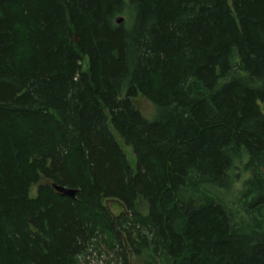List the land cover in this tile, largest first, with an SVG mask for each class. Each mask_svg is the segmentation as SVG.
<instances>
[{"label": "trees", "instance_id": "1", "mask_svg": "<svg viewBox=\"0 0 264 264\" xmlns=\"http://www.w3.org/2000/svg\"><path fill=\"white\" fill-rule=\"evenodd\" d=\"M102 249L264 264V0H0V264Z\"/></svg>", "mask_w": 264, "mask_h": 264}, {"label": "rangeland", "instance_id": "2", "mask_svg": "<svg viewBox=\"0 0 264 264\" xmlns=\"http://www.w3.org/2000/svg\"><path fill=\"white\" fill-rule=\"evenodd\" d=\"M141 108L145 112L147 116H151L154 112L153 106L148 101H141ZM124 151L127 155V157L130 159L131 162H133L132 157V150L129 146L124 145ZM241 188V183L238 182L233 186L232 195H230V202L231 204H234L233 201H235L237 196V191ZM108 206L110 207V210L113 214H118L119 211L122 210L119 203L116 202H108ZM232 206V205H231ZM133 264H141L139 260H136L133 256L130 257ZM82 264H116L115 256L112 252L101 250V251H91V253L85 257V260H82ZM118 264V263H117Z\"/></svg>", "mask_w": 264, "mask_h": 264}, {"label": "water", "instance_id": "3", "mask_svg": "<svg viewBox=\"0 0 264 264\" xmlns=\"http://www.w3.org/2000/svg\"><path fill=\"white\" fill-rule=\"evenodd\" d=\"M122 19H117V23L121 22ZM54 188L62 195H66V196H70L73 197L76 193L75 190L69 189V188H65V187H61V186H54Z\"/></svg>", "mask_w": 264, "mask_h": 264}, {"label": "bare ground", "instance_id": "4", "mask_svg": "<svg viewBox=\"0 0 264 264\" xmlns=\"http://www.w3.org/2000/svg\"><path fill=\"white\" fill-rule=\"evenodd\" d=\"M117 19H122L121 22L123 21V18H122V17H117L116 20H117ZM116 22H117V21H116ZM119 23H120V22H119ZM72 190H74V189H72ZM75 191H76V190H75Z\"/></svg>", "mask_w": 264, "mask_h": 264}]
</instances>
